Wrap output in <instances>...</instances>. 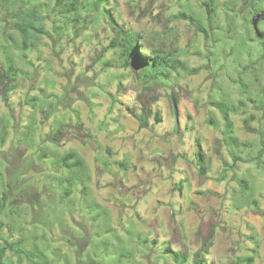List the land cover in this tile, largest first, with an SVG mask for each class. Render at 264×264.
Returning a JSON list of instances; mask_svg holds the SVG:
<instances>
[{
	"label": "rangeland",
	"instance_id": "374dc122",
	"mask_svg": "<svg viewBox=\"0 0 264 264\" xmlns=\"http://www.w3.org/2000/svg\"><path fill=\"white\" fill-rule=\"evenodd\" d=\"M81 1L82 29L56 0L0 6V253L24 251L3 263L35 264L38 248L52 264H179L170 248L194 264L207 247L204 264H264V157L231 167L264 140V40L246 0ZM34 7L49 35L23 51L9 12ZM106 11L141 55L170 57L168 77L125 66ZM216 102L237 108L236 144ZM72 151L89 181L65 199L58 160Z\"/></svg>",
	"mask_w": 264,
	"mask_h": 264
},
{
	"label": "trees",
	"instance_id": "16d2710c",
	"mask_svg": "<svg viewBox=\"0 0 264 264\" xmlns=\"http://www.w3.org/2000/svg\"><path fill=\"white\" fill-rule=\"evenodd\" d=\"M2 1L0 0V6L2 5ZM107 0H95L92 5L93 9H98L101 4H103ZM81 0H56V6L57 9L61 8L64 11V14L66 15L67 19H70L80 25V29H82V26L86 23V19H83V12L89 13L88 9L85 8L84 5H82ZM246 3L248 4L249 12L252 17H255L259 13H261L263 10L262 3H260V0H246ZM210 6V5H208ZM107 16L109 18V23L112 26V28L116 31V34L119 35L123 40V55L126 58V65L128 66L129 63L138 65L143 72H145V76H147L150 80H157L159 77H168L171 73V70L174 68V62L170 60V57L167 55H164L158 51H153V56L149 55V53L145 50V53L141 55L138 52L139 47L144 48L145 46L141 43L140 37L138 35L133 34L131 31L126 30L123 26H120L115 17L111 14L110 11H106ZM11 15V21L13 29L18 33L21 49L23 51H28L32 48L35 42H37L41 37L48 36V20L46 16L43 14L42 10L38 7H34L33 9L26 10V9H16L9 12ZM183 17L187 20H189L192 23H195L196 20L191 16L183 15ZM264 21V18H261L259 21V24H261ZM197 28L201 29L198 25ZM202 31H204L202 29ZM264 40V39H259ZM13 72H15L14 68H11ZM2 78V77H1ZM0 78V79H1ZM1 82V81H0ZM5 92L7 91L10 93L14 89L6 87L5 86ZM7 93V94H8ZM214 105L221 111L223 115V119L226 122V130L223 132V135L225 139L223 140V143L227 142L228 139L231 140L234 144H236L238 141L237 139L232 137L233 134V125L230 121V114H235L237 112V108L233 105H228L222 102H216ZM141 123L144 124L142 117H137ZM43 157L47 158L48 153L43 150ZM199 159V165H200V171L202 174H205V164H206V158L203 154L200 146H199V152L197 155ZM264 157V140L262 139V148L259 150L257 155L251 156L248 159L244 160L241 157H236L234 160V163L231 165V167H234L237 163L240 161L242 162H258ZM59 168L62 170L65 174L62 181H60L61 185L64 187H67V190L65 191V199L70 198L72 196V193L76 188L81 187L82 192L87 191V183L89 179L85 176L86 173V163L78 156V154L74 151L64 155L59 160ZM68 173V174H67ZM244 186H246V183L243 182ZM0 199V218L4 215L6 212V196L1 195ZM210 237L208 239V242H211ZM144 242H148L147 239L144 240ZM7 251L14 252L17 256H22L24 254V251L22 248H20L19 245H14L11 243L6 242L5 246L2 248V252L0 253V264H4L2 261L1 254L5 253ZM36 253L34 255H31L30 259H34L35 264H52L50 259L48 258L47 254L43 251H40L38 248H36ZM166 254H171L174 261L179 264H186L187 263V257L183 254L175 253L170 248L166 249ZM208 254V248L206 247L205 254H202L201 257L197 256L194 264H204L205 261V255Z\"/></svg>",
	"mask_w": 264,
	"mask_h": 264
},
{
	"label": "water",
	"instance_id": "95a60500",
	"mask_svg": "<svg viewBox=\"0 0 264 264\" xmlns=\"http://www.w3.org/2000/svg\"><path fill=\"white\" fill-rule=\"evenodd\" d=\"M261 18H264V11H262L261 13H259L258 15H256L255 17L252 18V24L254 27V32H255L258 39H264V32H262L259 29V21Z\"/></svg>",
	"mask_w": 264,
	"mask_h": 264
}]
</instances>
